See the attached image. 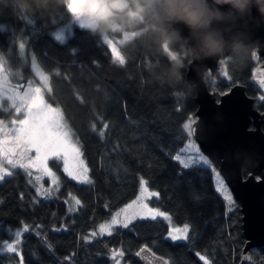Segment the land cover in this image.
<instances>
[{"label":"trees","instance_id":"trees-1","mask_svg":"<svg viewBox=\"0 0 264 264\" xmlns=\"http://www.w3.org/2000/svg\"><path fill=\"white\" fill-rule=\"evenodd\" d=\"M67 5L68 0H0V55L12 85L35 80L21 44L47 73L45 100L60 109L82 146L93 184L69 178L60 162L54 166L50 159L59 187L49 197L38 196L23 170L10 168L13 175L0 181V239L7 227L28 226L19 245L23 264H114L115 251L123 252V263L139 264L135 255L142 246L168 264H264V246L248 248V260L242 261L239 204L226 211L210 169H183L173 158L189 139L183 125L197 110L195 92L185 86L188 43L149 51L132 47L136 38H130L118 47L125 60L121 65L101 34L73 22ZM70 22L72 30L64 40L51 35L52 29ZM247 44V53L219 58L227 76L215 71L212 80L206 71L205 83L218 94L243 85L262 111L264 94L252 80L256 45ZM172 55L184 67L181 79L169 83L159 71L171 65ZM17 118L0 111V120ZM141 178L148 190L159 193L149 205L169 214L176 225L188 224L189 240L169 239L168 225L159 217L139 218L129 228L117 226L111 235L89 238L96 225L135 198ZM70 195L80 202L74 211L66 201ZM9 255L0 252V264H19L18 257Z\"/></svg>","mask_w":264,"mask_h":264},{"label":"snow or ice","instance_id":"snow-or-ice-1","mask_svg":"<svg viewBox=\"0 0 264 264\" xmlns=\"http://www.w3.org/2000/svg\"><path fill=\"white\" fill-rule=\"evenodd\" d=\"M67 7L76 16H92L101 11L102 3L101 0H93L90 4L78 6L73 3L68 4ZM123 37L125 40L136 38L134 34L129 35L128 33H123ZM104 41L111 48L115 61L123 65L125 63L124 57L118 51L116 43H113V39L105 38ZM21 47H24V45L21 44ZM164 50H168L166 46ZM175 58V55L171 56V59ZM33 70L42 81L47 82L48 77L40 71L39 66L35 63H33ZM3 71L4 66L0 64V72ZM223 74L227 76L226 71ZM3 80L4 83H0V111L18 114V118L11 120V128L4 124L3 120H0V181H4L6 177L13 175L12 171L9 170V166L13 170H23L28 177L32 176V170L35 169L38 172L35 181L29 180L28 182L36 187L38 195L49 197L51 190L44 189L38 182L45 176H50L52 177V183L58 184L55 175L48 167L49 159L55 158L53 159V165L55 166L58 161L62 162L64 172L73 180L78 181L80 184L92 185L93 181L88 175L89 169L81 158L82 146L72 140L71 133L63 122L62 115L44 102L41 89L33 87L29 83L27 88L21 91L19 86L12 88L6 86V75ZM260 84L264 86V79L260 80ZM104 127H107V125H104ZM183 127L189 135L194 132L192 122L185 123ZM185 154L188 155L185 156ZM182 156L185 158H182ZM174 159L179 162V165H182L183 169H190L195 166L212 169L209 160L199 153V149L191 141L186 145L183 152L176 155ZM212 170L216 178V190L222 194L223 199L230 207L234 206L233 197L225 186L223 179L219 173L215 172L214 169ZM158 196L159 193L148 190L147 181L141 178L140 194L137 199L116 212L110 223L101 224L99 233L101 235L104 233L111 235L112 226L117 224L122 225L123 228H129L130 223L137 218L147 217L152 221H156L159 217L161 218L160 222L171 223V217L165 212L149 208L148 203H145L149 198ZM75 203L78 205L80 202L76 200ZM120 217H123V220L119 219ZM7 231L10 239H0V252L10 254L9 259L18 257L19 264H23V255L20 253L19 245L21 244V236L27 233L29 228L27 225H22L15 231L12 229ZM92 235L95 236L96 232H93ZM168 235L173 241H188L189 225L185 224L182 228H175ZM144 251L145 249L142 248L136 255L141 256ZM148 251L151 252V249H148ZM117 255L122 257L123 252L111 253V258L116 261V264H119V261L116 260ZM196 255L201 260L205 259L200 253H196ZM143 259L150 261L152 257L144 256Z\"/></svg>","mask_w":264,"mask_h":264},{"label":"water","instance_id":"water-1","mask_svg":"<svg viewBox=\"0 0 264 264\" xmlns=\"http://www.w3.org/2000/svg\"><path fill=\"white\" fill-rule=\"evenodd\" d=\"M212 4L213 0H209ZM228 12L230 6L214 5ZM184 40L190 37L187 26H178ZM214 28L222 31L229 40L240 39L254 43L259 55H264V15L253 7L248 15L236 14L225 22H217ZM189 48L192 42H188ZM229 53H225L228 55ZM191 55V53H190ZM220 58V57H219ZM219 58L190 60L186 71L187 82H195L194 100L197 110L193 123V139L200 150L218 168L241 212L245 244L242 261L248 260L250 247L264 246V132L261 129L263 115L255 109L254 98L245 94L244 86L232 85L228 91L216 96L210 92L198 73L217 70ZM243 170L246 175H243ZM141 256L135 255L139 264H168L165 258L148 247ZM144 256L152 257L145 260Z\"/></svg>","mask_w":264,"mask_h":264},{"label":"clouds","instance_id":"clouds-1","mask_svg":"<svg viewBox=\"0 0 264 264\" xmlns=\"http://www.w3.org/2000/svg\"><path fill=\"white\" fill-rule=\"evenodd\" d=\"M225 4L230 6L228 12L214 6ZM253 7L264 15V0H213L212 4L209 0H103L101 11L89 17L94 34H134L136 39L131 46L149 51H163L165 44L177 45L184 40L178 26H187L190 37L184 43L191 41L192 46L191 55L186 58L195 64L198 60L219 58L225 53H247L250 45L240 39H227L214 24L228 21L237 13L248 15ZM183 67V61L175 58L169 67L160 69L159 75L169 83L173 79L179 81ZM198 76L206 82L205 76L200 73ZM185 86L193 92L197 84L185 82Z\"/></svg>","mask_w":264,"mask_h":264},{"label":"rangeland","instance_id":"rangeland-1","mask_svg":"<svg viewBox=\"0 0 264 264\" xmlns=\"http://www.w3.org/2000/svg\"><path fill=\"white\" fill-rule=\"evenodd\" d=\"M92 2H93V0H68V4H73V3H74V4L78 5V6H79V5L90 4V3H92ZM101 3H103V0H101ZM69 10H70V9H69ZM70 12H71V10H70ZM71 13H72V12H71ZM72 15H73V22H74L75 24H77V25H79V26L91 27V19H90V17H89L88 15L76 16V15H74L73 13H72ZM72 25H73V24L70 22V23H66V24L60 25V26H58V27H55L54 29L51 30V35H52L56 40H60V41H62V40H64L65 37H67V36L71 33ZM103 38H104V39H105V38L113 39V43H116V45H117V49H118V47H119L121 44H123L125 41H127V40L124 39V37H123V33H120V36H119V37L114 36V34H109V35H107V36H103ZM128 40H129V39H128ZM23 49H24V47L21 48V52H22L21 54H23V56H25L27 59L30 60V61H29V64H30V68H31V70H32V72H33V74H34V76H35V77H34L35 80H33V81H29L28 83H23V84L18 83L17 85H12V84H10V83L8 82V79H7V84H6V86L9 87V88L19 86L21 91L25 90V89L27 88V86H28L29 83H31L33 87H39V88L41 89V93H42V95H43L44 102L47 103L48 105H50L51 107H53L54 109H56V110L61 114L60 109H59L58 107L51 105L50 103H48V102L45 100L44 93H45V91H46L47 88H48V82L45 83L44 81H42V80L40 79L39 75L33 70V63H35L36 65H38V64L36 63L35 59L32 58V57H31L27 52H25ZM110 49H111V48H110ZM118 51H119V50H118ZM261 56H262V55H259V54L257 53V51L255 50V52H254V54H253V59H254L256 65H255V67H254V69H253L252 80H253L254 83L258 86V88L260 89L261 93L264 94V86H261V84H260V80L264 79V61H262V60L260 59ZM0 64H2V65L4 66L3 59H2V57H1V55H0ZM217 65H218V67H217V70H216V71H218L219 73H222V74H223V73H224V67H223V65L220 63V61L217 62ZM38 66H39V65H38ZM39 68H40V67H39ZM40 71H42V72L47 76V73H45L41 68H40ZM208 73H209V77L213 80V73L210 72V71H208ZM5 75L7 76V72H6L5 67H4V71H3V72H0V83H4L3 77H4ZM209 91H210V92H213L214 94H216V96H219V95H220V94H218L214 89H211V90L209 89ZM253 106H254L255 109L258 110V112H260V113L263 115V117H264V110L260 111V110L258 109V106H257V104H256L255 102H254V105H253ZM61 115H62V114H61ZM62 117H63V116H62ZM195 120H196V117H193L191 120L189 119V120H187L185 123L192 122V127H193V123H194ZM63 122H64L65 125L67 126L68 131L71 133V131H70V129H69L67 123L65 122L64 118H63ZM185 123H184V124H185ZM4 124H6L9 128L12 127L11 120H10L9 122L4 121ZM71 137H72V140H73L74 142H77L76 139L74 138V136L72 135V133H71ZM190 141L193 142V143L197 146V148L199 149V153H200L203 157H205L206 159L209 160L210 164L212 165V169H214L215 172L219 173L220 177L223 179V177L221 176V174H220L218 168H217V167H216V166L210 161V159H209V158H208V157H207V156H206V155L200 150L199 146L197 145L196 141L193 139V136H192V135H189V139L186 141V143L184 144V146H183V147H182V148H181V149H180V150L174 155V157H175L176 155H178V154H181V153L183 152V150L185 149L186 145H188V143H189ZM186 155H188V154H185V156H186ZM174 157H173V158H174ZM182 158H185V157L182 156ZM50 159H55V158H50ZM50 159H49V160H50ZM177 162H178V161H177ZM48 163H49V162H48ZM178 163H179V162H178ZM60 164H61V167H62V169H63L62 162H60ZM180 166H182V165H180ZM48 167H49V164H48ZM203 167H204V166H203ZM206 168H207V167H206ZM9 169H10V166H9ZM49 169L51 170L50 167H49ZM208 169H209V168H208ZM212 169H210V171H211V174H212V181H213V184H214V188H215V190H216V187H215V184H216V178H215V175H214V172H213ZM63 171H64V170H63ZM51 172L53 173L52 170H51ZM32 173H33V174H32L31 177H29V180L35 181V176L38 175V172H37L35 169H33V170H32ZM64 173L67 175L66 172H64ZM53 174H54V173H53ZM54 175H55V174H54ZM67 176H68V175H67ZM55 177H56V180L58 181L56 175H55ZM68 177H69V176H68ZM69 178H71V177H69ZM89 178H90V177H89ZM71 179H72V178H71ZM223 181H224V179H223ZM224 183H225V181H224ZM38 184H39V185H42V187H43L44 189H50V190H51L50 193H49V196L55 194V192L57 191V189H58V187H59V182H58V184H54V183H52V177H50V176H45L41 181L38 182ZM31 185L33 186V184H31ZM225 186L227 187L229 193L231 194V192H230L228 186L226 185V183H225ZM33 188H35L36 194L38 195L37 190H36V187L33 186ZM149 191H150V190H149ZM216 191H217V190H216ZM217 192H218V191H217ZM139 194H140V188H139V190H138L137 195L135 196V198H134L133 200H131L130 202H128V203H126L125 205H123L122 207H120L118 210H116L114 213H112V214H111L106 220H104L103 222H101V223H99L98 225H96V227H95L93 230L90 231V234H89L88 237H89V238L94 237V236L92 235L93 232H96V235H95V236H97V235H101V234L99 233V226H100L101 224L110 223V221H111L112 217L115 215V213L118 212L120 209L125 208L128 204L132 203L134 200H136L137 197L139 196ZM218 194H219V195L222 197V199H223L222 194L219 193V192H218ZM231 195H232V194H231ZM38 196H40V195H38ZM232 197H233V196H232ZM149 199H150V198H149ZM149 199L146 200L145 203H148L149 208H153V207H151V206L149 205ZM66 201H67V203H68V207H69V209H72L71 211H74V210L77 208V204L75 203L76 199H75L73 196H71V195L68 196L67 199H66ZM223 201H224V203H225L226 211L230 210L231 207L228 205V203H227L224 199H223ZM233 202H235L234 198H233ZM153 209H157V208H153ZM158 210H159V209H158ZM159 211H160V210H159ZM166 214H167V213H166ZM167 215L170 216L169 214H167ZM170 217H171V216H170ZM146 218H147V217H146ZM119 219L123 220V217H120ZM137 219H139V218H137ZM166 223H167L168 228H169L168 233H167V237H168L169 239H171V238L169 237V235H168L170 231H172V230L175 229V228H182V227L185 225V224H182V225H176V224H174V222L172 221V219H171V223H168V222H166ZM117 226L122 227V225H120V224L113 225V226H112V230H113L115 227H117ZM8 229H12L13 231H15V230H17V229H19V228H10V227L5 228L3 231L5 232V235H6V236L3 237L2 239H5V240L10 239L9 233H8V231H7ZM105 234H107V233H104L103 235H105ZM115 252H116V251H115ZM117 253H118V252H117ZM116 260L119 261V264H126V263H123V262L121 261L119 255H117ZM114 264H116V261H114Z\"/></svg>","mask_w":264,"mask_h":264},{"label":"flooded vegetation","instance_id":"flooded-vegetation-1","mask_svg":"<svg viewBox=\"0 0 264 264\" xmlns=\"http://www.w3.org/2000/svg\"><path fill=\"white\" fill-rule=\"evenodd\" d=\"M263 121H264V117H263ZM263 123V122H262ZM262 125V124H261Z\"/></svg>","mask_w":264,"mask_h":264}]
</instances>
